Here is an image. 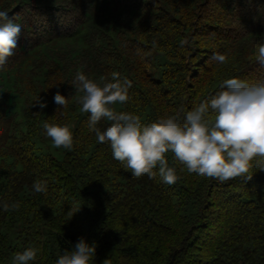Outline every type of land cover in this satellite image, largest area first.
<instances>
[{"label":"trees","instance_id":"trees-1","mask_svg":"<svg viewBox=\"0 0 264 264\" xmlns=\"http://www.w3.org/2000/svg\"><path fill=\"white\" fill-rule=\"evenodd\" d=\"M0 11L25 29L0 66V201L20 203L0 211V264L29 245L42 250L35 264H55L80 237L96 242L95 264H264V172L220 182L169 152L183 168L175 183L135 177L96 141L71 85L77 71L117 72L132 81L117 111L142 123L182 116L224 78L264 76V0H0ZM45 121L74 125L70 151L38 145L49 140ZM37 179L46 192L32 191Z\"/></svg>","mask_w":264,"mask_h":264},{"label":"clouds","instance_id":"clouds-1","mask_svg":"<svg viewBox=\"0 0 264 264\" xmlns=\"http://www.w3.org/2000/svg\"><path fill=\"white\" fill-rule=\"evenodd\" d=\"M24 31L22 23L0 11V66L14 55ZM227 57V52H213L210 60L222 65ZM256 62L264 69V43L258 47ZM71 85L80 93L77 103L82 112L89 114L88 128L95 133L96 141L107 143L113 159L123 162L135 177L158 176L163 183H175L183 168L178 170L169 164V152L188 173L220 182L235 178L246 181L256 172H264V76L255 81L224 78L218 91L182 116L167 114L149 123H142L137 114L115 109V105L128 100L132 87V81L117 72L110 78H93L77 71ZM52 99L63 108L68 98L57 91ZM35 105L40 109L47 106L41 99ZM102 119L111 122L103 130L97 127ZM73 128L71 122L42 124L52 146L69 151L74 144ZM32 191L46 192L47 181L35 180ZM19 207L17 201H0V211ZM78 209L70 211V216ZM96 248L95 241L80 237L72 250L58 255L55 264H95ZM41 251L39 246L29 245L14 255L12 264H35Z\"/></svg>","mask_w":264,"mask_h":264},{"label":"rangeland","instance_id":"rangeland-1","mask_svg":"<svg viewBox=\"0 0 264 264\" xmlns=\"http://www.w3.org/2000/svg\"><path fill=\"white\" fill-rule=\"evenodd\" d=\"M38 145L41 146L42 149H44V150H49V149L55 148L52 146L50 139L48 141H46L45 143L39 142Z\"/></svg>","mask_w":264,"mask_h":264}]
</instances>
